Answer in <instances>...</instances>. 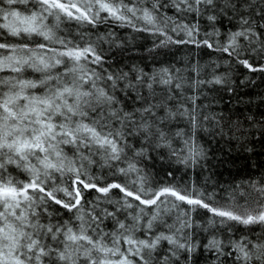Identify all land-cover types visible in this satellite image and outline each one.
<instances>
[{
    "label": "snow or ice",
    "instance_id": "1",
    "mask_svg": "<svg viewBox=\"0 0 264 264\" xmlns=\"http://www.w3.org/2000/svg\"><path fill=\"white\" fill-rule=\"evenodd\" d=\"M66 21L162 39L151 68L123 64L114 33L69 37ZM171 46L197 52L157 67ZM240 70L264 74V0H0V264H264V175L221 203L171 170L264 150Z\"/></svg>",
    "mask_w": 264,
    "mask_h": 264
},
{
    "label": "trees",
    "instance_id": "2",
    "mask_svg": "<svg viewBox=\"0 0 264 264\" xmlns=\"http://www.w3.org/2000/svg\"><path fill=\"white\" fill-rule=\"evenodd\" d=\"M63 34L69 37L77 36V33L84 32L92 35L93 37L99 34L114 33L115 39L118 42H122L124 45L123 54L119 55V49H114L117 52L119 58L123 64L138 63L152 67V57L149 55V49L154 47L161 37L153 36L147 32H138L129 26H121L114 21H106L97 26L95 30H91L89 25H79L76 21H66L62 25ZM104 48L107 50L108 45L105 44ZM160 55L156 57V66L159 64H175L177 67L183 65L185 60L197 52L196 49L190 46H171L168 49H157ZM167 53V54H165ZM201 64H205L209 61L210 56L208 50H202L195 57ZM229 71L227 65H223L218 69L219 73H226ZM246 75L251 76L255 80V86H250L247 89H243L242 92H246L245 99L251 98L254 103L252 105V111L255 113L264 112V105H261L259 109L256 108L255 103L258 102L260 96H264V74L262 73H247L245 70H240ZM240 75L236 69H232L233 78H237ZM242 78V77H241ZM219 87V86H215ZM208 100L201 98L200 103L207 104L214 97L219 100L220 96L224 97V100L214 107L213 110L218 108H224L225 105L231 107L228 104L227 93L223 90L216 92L212 90H206ZM233 104L235 101L232 102ZM227 114V112H226ZM213 149H216L215 143L212 145ZM223 147V144H221ZM250 157V158H249ZM227 159L226 163H220L221 160ZM148 168L153 172L156 179L165 182L170 178L165 175V171L168 170L167 162H161L159 159L148 162ZM174 177L177 181L187 183L192 180L195 181L198 186L206 188L209 192H215L216 198L221 203H229V197L233 191L235 185L240 184L249 179H259L261 175H264V150L259 146L256 149L255 154L251 153H236L233 152L231 158L225 157L221 152H216V156L211 160L208 167L205 169H196L195 171L185 170L183 166L172 165ZM201 216H204L203 210H201ZM206 218V217H204ZM243 226H237L234 231L235 237H239L243 234ZM224 235V233H221ZM203 264V262H202Z\"/></svg>",
    "mask_w": 264,
    "mask_h": 264
}]
</instances>
